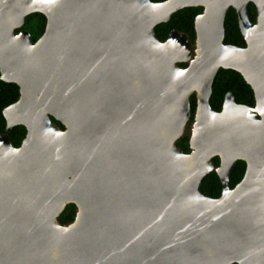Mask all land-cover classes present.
<instances>
[{"label": "water", "instance_id": "water-1", "mask_svg": "<svg viewBox=\"0 0 264 264\" xmlns=\"http://www.w3.org/2000/svg\"><path fill=\"white\" fill-rule=\"evenodd\" d=\"M187 6L203 8L194 41L160 40L154 27ZM230 6L244 46L223 42ZM34 12L35 41L16 31ZM220 68L242 75L253 106L230 91L210 106ZM0 80L19 87L2 110L0 264H264V0H0ZM211 171L215 198L199 190Z\"/></svg>", "mask_w": 264, "mask_h": 264}, {"label": "trees", "instance_id": "trees-1", "mask_svg": "<svg viewBox=\"0 0 264 264\" xmlns=\"http://www.w3.org/2000/svg\"><path fill=\"white\" fill-rule=\"evenodd\" d=\"M162 1V0H152ZM249 16L254 19L256 9L253 3L248 4ZM201 10V7H184L174 12L167 22L160 23L154 27V32L160 40L167 37L168 31L171 28H176L184 31L191 36L194 35L193 20L194 16ZM46 18L42 13L34 12L25 17L22 28L27 29L33 40H36L44 31ZM224 42L245 45L243 36L237 23L236 12L233 8H229L225 16V37ZM180 65H184L180 64ZM227 91H232L235 95L236 102L246 105L254 104V96L251 87L245 82L241 74L232 69L220 68L214 77L212 84V93L209 98L210 106L218 111L221 109L224 95ZM19 97V87L14 82H5L0 80V132L5 131L6 122L2 114V110L7 105L15 102ZM190 101V120L192 119L195 107L196 98L192 94L189 98ZM51 119L60 127L62 124L51 117ZM26 134V129L23 125L14 126L8 133L9 139L14 146H19ZM177 145L185 152L189 151L188 135H184L177 141ZM214 164L219 163L217 156L212 158ZM245 171V162L237 160L234 162L230 174L229 183L233 187L240 181ZM199 190L202 194L208 197H217L221 193V183L215 171L206 174L199 184ZM74 213L73 204H69L62 214L59 216L61 223H65L71 218ZM237 264V263H233Z\"/></svg>", "mask_w": 264, "mask_h": 264}, {"label": "flooded vegetation", "instance_id": "flooded-vegetation-1", "mask_svg": "<svg viewBox=\"0 0 264 264\" xmlns=\"http://www.w3.org/2000/svg\"><path fill=\"white\" fill-rule=\"evenodd\" d=\"M162 1H164V0H162ZM155 2H157V1H155ZM249 3H250V2H249ZM249 3H248V4H249ZM251 3H252V2H251ZM254 6H255V5H254ZM187 7H201V6H187ZM183 8H184V7H183ZM229 8H233V7L230 6ZM229 8H228V9H229ZM181 9H182V8H181ZM233 9H234V8H233ZM255 9H256V7H255ZM178 10H180V9H178ZM202 10H203V8L201 7V10H200L196 15H198L199 13H201ZM234 10H235V9H234ZM227 11H228V10H227ZM175 12H176V11H175ZM235 12H236V10H235ZM173 13H174V12H173ZM173 13H172V14H173ZM226 13H227V12H226ZM172 14H171V15H172ZM171 15H170V17H171ZM196 15L194 16V19H195ZM248 15H249V8H248ZM225 16H226V15H225ZM236 16H237V13H236ZM249 18H250V16H249ZM169 19H170V18H169ZM250 19H251V18H250ZM255 19H256V13H255V17H254V19H251V20L254 22ZM161 23H163V22H161ZM237 23H238V19H237ZM159 24H160V23H159ZM157 25H158V24H157ZM224 27H225V18H224ZM238 27H239V26H238ZM20 29H24V28L21 27V28H19V29H16V31H18V30H20ZM172 29H176V28H171L170 30H172ZM193 29H194V20H193ZM170 30L168 31V33L170 32ZM177 30H178V29H177ZM179 31H180V30H179ZM181 32H184V31H181ZM185 33H186V32H185ZM240 33H241V32H240ZM186 34L189 36V38H190L191 41L193 42V41H194V38H195V30H194V35H193V36H191V35L188 34V33H186ZM155 35H156V34H155ZM241 35H242V34H241ZM167 36H168V34H167ZM224 37H225V35H224ZM166 38H167V37H166ZM166 38H165V39H166ZM165 39H164V40H165ZM32 40H33V39H32ZM33 41H35V40H33ZM223 42H224V39H223ZM244 42H245V41H244ZM224 43H226V42H224ZM226 44H230V43H226ZM232 45H235V44H232ZM237 46H241V45H237ZM243 46H244V45H243ZM180 64H183V63H179V65H180ZM180 66L185 67V66H187V64L184 63V65H180ZM232 70H233V69H232ZM241 76H242V75H241ZM243 79H244V78H243ZM245 82H246V81H245ZM248 85H249V84H248ZM227 92H229V91H227ZM230 92H232V91H230ZM232 93H233V92H232ZM225 94H226V93H225ZM233 94H234V93H233ZM234 96H235V95H234ZM253 96H254V94H253ZM235 101H236V99H235ZM237 103H238V102H237ZM254 103H255V100H254ZM239 104H243V103H239ZM245 105H246V104H245ZM253 105H254V104H253ZM253 105H249V106H253ZM221 107H222V106H221ZM55 124H56V123H55ZM56 125H57V124H56ZM218 164H219V163H218ZM218 164H215V165H218ZM245 168H246V164H245ZM244 172H245V171H244ZM243 175H244V174H243ZM242 177H243V176H242ZM241 179H242V178H241ZM241 179H240V180H241ZM229 184H230V183H229ZM236 184H237V183H236ZM236 184H235V185H236ZM235 185H234V186H235ZM234 186H233V187H234ZM233 187H231V188H233ZM221 190H222V186H221ZM220 194H221V193H220ZM219 196H220V195H219ZM217 197H218V196H217ZM214 198H215V197H214ZM68 205H69V204H68ZM68 205H66V207H67ZM66 207H65V208H66ZM65 208H64V210H65ZM73 208H74V213H73V215L71 216V218H70L69 220H67L66 222L70 221V220L74 217V215H75V206H74V204H73ZM64 210H63V211H64ZM63 211H62V212H63ZM61 214H62V213H61ZM61 214H60V215H61ZM66 222H65V223H66Z\"/></svg>", "mask_w": 264, "mask_h": 264}]
</instances>
